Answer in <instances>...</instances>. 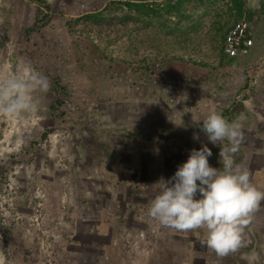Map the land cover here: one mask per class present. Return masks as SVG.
I'll list each match as a JSON object with an SVG mask.
<instances>
[{"label": "rangeland", "instance_id": "1", "mask_svg": "<svg viewBox=\"0 0 264 264\" xmlns=\"http://www.w3.org/2000/svg\"><path fill=\"white\" fill-rule=\"evenodd\" d=\"M48 6L0 0V81L23 65L49 82L35 112L0 116V264H264V202L224 257L201 246L203 230L148 214L155 183L193 148L221 167L198 123L212 110L242 125L235 161L264 191V0ZM236 22L256 56L222 52Z\"/></svg>", "mask_w": 264, "mask_h": 264}, {"label": "clouds", "instance_id": "2", "mask_svg": "<svg viewBox=\"0 0 264 264\" xmlns=\"http://www.w3.org/2000/svg\"><path fill=\"white\" fill-rule=\"evenodd\" d=\"M25 66L0 81V116L12 119L35 112L33 93L47 92V77ZM214 146H219L221 167H212V150L207 144L193 148L186 162L168 179L160 178L148 214L161 226L181 232L203 230L201 246L224 257L243 246L245 229L264 202V191L251 182L250 172L237 164L235 156L244 141L242 125L229 122L216 110L198 122ZM199 140V134L193 133ZM227 141V143H224ZM222 145V146H221Z\"/></svg>", "mask_w": 264, "mask_h": 264}, {"label": "built area", "instance_id": "3", "mask_svg": "<svg viewBox=\"0 0 264 264\" xmlns=\"http://www.w3.org/2000/svg\"><path fill=\"white\" fill-rule=\"evenodd\" d=\"M253 45L251 28L243 22H236L227 30L222 50L226 57L235 59L248 55Z\"/></svg>", "mask_w": 264, "mask_h": 264}, {"label": "trees", "instance_id": "4", "mask_svg": "<svg viewBox=\"0 0 264 264\" xmlns=\"http://www.w3.org/2000/svg\"><path fill=\"white\" fill-rule=\"evenodd\" d=\"M38 3H40L41 5L45 6L46 9H48V4L51 0H36ZM41 14V12L38 10L37 12V17H36V20H35V23H34V28L36 29L37 25H38V16ZM44 17V16H43Z\"/></svg>", "mask_w": 264, "mask_h": 264}, {"label": "crops", "instance_id": "5", "mask_svg": "<svg viewBox=\"0 0 264 264\" xmlns=\"http://www.w3.org/2000/svg\"><path fill=\"white\" fill-rule=\"evenodd\" d=\"M224 35H223V38H222V43H223V41H224ZM253 38H254V40H255V33H254V31H253ZM222 47H223V44H222ZM222 52H223V50H222ZM258 54V51L255 49V46L253 45V47H252V49H251V51H250V53H249V56H256ZM225 55V54H224ZM248 56V57H249ZM228 58V57H227ZM228 59H230V58H228Z\"/></svg>", "mask_w": 264, "mask_h": 264}]
</instances>
